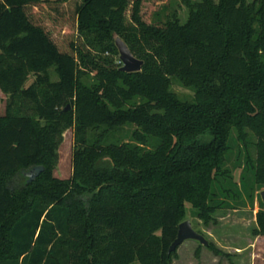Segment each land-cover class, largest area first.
<instances>
[{"label": "trees", "instance_id": "trees-1", "mask_svg": "<svg viewBox=\"0 0 264 264\" xmlns=\"http://www.w3.org/2000/svg\"><path fill=\"white\" fill-rule=\"evenodd\" d=\"M145 2L0 0V264H172L188 205L205 222L255 205L264 0H201L184 24L149 22ZM117 37L140 71L121 69ZM127 126L130 139L107 141ZM69 129L73 173L59 179ZM35 166L45 170L28 183ZM256 222L264 236L263 200Z\"/></svg>", "mask_w": 264, "mask_h": 264}, {"label": "rangeland", "instance_id": "rangeland-1", "mask_svg": "<svg viewBox=\"0 0 264 264\" xmlns=\"http://www.w3.org/2000/svg\"><path fill=\"white\" fill-rule=\"evenodd\" d=\"M213 1L215 3L219 2V0ZM247 1L253 2L255 0ZM198 2H201V0H146L143 10L149 22L166 21L169 18L176 17L184 24L188 21ZM118 58L120 59V53L116 59ZM83 80L88 84L93 83L92 76H87ZM172 90L182 100H194V89L184 86L177 80L173 82ZM6 104L7 96L0 94L1 115L5 114ZM133 130L134 126H127L121 133L111 135L107 141L115 140L114 137H121L124 140L130 139ZM100 131H90L89 137L97 136ZM157 143L156 139H152L149 147H153ZM74 146L75 132L73 129H69L64 133V140L59 149V163L55 170V176L59 179L72 177ZM238 151V147L235 146V150L231 155L230 166L232 167L238 159ZM251 151L255 156V149L252 148ZM242 167L243 165L240 166L241 170ZM240 169L234 172L238 182L241 177ZM263 191L264 187L255 192L254 206H251L248 200L247 206L238 209L218 210L210 222H205L204 219L199 218L191 205H188V210L182 222L190 220L193 228L204 235L209 243L213 244V247L202 245L196 240H187L177 248L172 258V264H264V236L255 234L257 228L256 215L261 207V201L263 200L261 193Z\"/></svg>", "mask_w": 264, "mask_h": 264}, {"label": "water", "instance_id": "water-1", "mask_svg": "<svg viewBox=\"0 0 264 264\" xmlns=\"http://www.w3.org/2000/svg\"><path fill=\"white\" fill-rule=\"evenodd\" d=\"M116 45L119 49L120 60L123 63L121 69L126 72L140 71L142 69L143 61L133 55L126 42L122 38L117 37ZM44 170L45 168L43 166H35L27 171H24L23 174L27 177V182L31 183L35 181ZM261 195L264 200V191ZM187 240H196L202 245H209V241L205 238V236L193 228L190 220H186L179 225L177 238L170 246L169 254L176 251L177 248Z\"/></svg>", "mask_w": 264, "mask_h": 264}, {"label": "crops", "instance_id": "crops-1", "mask_svg": "<svg viewBox=\"0 0 264 264\" xmlns=\"http://www.w3.org/2000/svg\"><path fill=\"white\" fill-rule=\"evenodd\" d=\"M2 91L0 90V94H2V95H5L3 92L1 93ZM6 96V95H5Z\"/></svg>", "mask_w": 264, "mask_h": 264}]
</instances>
